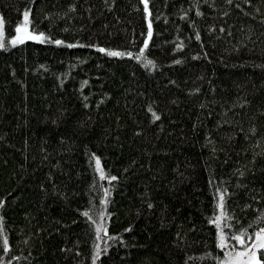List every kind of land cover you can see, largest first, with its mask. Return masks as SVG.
Listing matches in <instances>:
<instances>
[{"label": "trees", "instance_id": "trees-1", "mask_svg": "<svg viewBox=\"0 0 264 264\" xmlns=\"http://www.w3.org/2000/svg\"><path fill=\"white\" fill-rule=\"evenodd\" d=\"M149 7L154 32L145 57L158 64L151 71L87 47L138 53L147 29L140 0H115L111 9L104 0H0L6 42L29 8L36 28L75 45L28 40L0 49V214L12 246L0 258L93 264L94 231L77 211L91 202L112 214L109 233L124 237L97 264H213L205 247L217 200L210 176L232 193L225 203L238 225L255 232L264 217L249 193L264 192V0H150ZM92 152L118 180L99 178Z\"/></svg>", "mask_w": 264, "mask_h": 264}, {"label": "snow or ice", "instance_id": "snow-or-ice-1", "mask_svg": "<svg viewBox=\"0 0 264 264\" xmlns=\"http://www.w3.org/2000/svg\"><path fill=\"white\" fill-rule=\"evenodd\" d=\"M200 2H205V0H200ZM227 4H232V0H225ZM246 3H251V0H245ZM105 7L111 9L114 4L115 0H111V3H109V0H104ZM140 4H142V11L144 14V18L147 20V29H146V35L145 33H141L142 36H144L143 44L139 47L138 53H134L130 49H115V48H109L105 47L102 44L99 43H92L88 44V48H94L98 49L100 53H106L109 57L114 58H123V57H132L134 60L141 62L146 69L151 71L152 69L158 67V64L155 59L153 58H146L145 57V50L149 48V42L152 40L153 37V13L152 9L149 7L150 0H140ZM139 6V5H138ZM213 8L216 7V4L213 3L211 5ZM76 3H70L68 5L69 11H75L76 10ZM91 7V6H89ZM191 7V5H190ZM239 7V5H237ZM195 11L197 15H203V12L201 11V8L199 7V4L196 5ZM259 11V9H257ZM31 9L25 8L22 13V22L17 23L15 25V32L14 34H10V42H6L5 40V18L2 13H0V49H6L9 46H15L23 44L25 41L31 40V41H39V42H51L56 45H67L68 47H74L75 45L69 43L68 41L64 39H52L51 36L46 34L45 31L39 30L33 25V22L30 18ZM223 15H227V13H222ZM67 15V13H65ZM163 15V14H160ZM160 15H157L155 19L159 20ZM181 17L184 19H189L190 23H195V21L191 20V18L188 15L187 11L180 13ZM221 31H223V28H221ZM200 32L196 31L195 33V39L200 40ZM81 43L80 40L76 41V45H79ZM178 48L183 49L185 47L184 43H179L177 45ZM175 51V49H173ZM199 54H197L198 56ZM204 55H207V53H204ZM182 61L173 60L170 61V63H181ZM43 68L44 66L41 65ZM14 71V70H13ZM171 83H175V81H170ZM62 83V81H61ZM87 81H83L82 84H86ZM193 91H199V89H195ZM90 95V94H89ZM105 95H110V93H106ZM85 104V107H88V97H83ZM104 99V97H101V101ZM99 103V101H98ZM156 102L153 101L152 104H155ZM250 101H242L241 106L244 104H248ZM152 104H149V111L152 112V117L154 120L160 118V114L155 110V108L152 107ZM264 112V109L261 110ZM55 122V121H54ZM240 131H243V129H239ZM140 130L137 129V132ZM250 131L255 134L257 131V128L255 125L252 126ZM245 138L247 139L248 136L246 134ZM63 140L64 137H61ZM257 144H259V140H257ZM215 151V149H213ZM264 155V153H261ZM255 156H253V160H255ZM94 160L95 167L94 171L95 173L99 174V178L101 180H109V181H116L119 179V177L112 175L110 173L106 174L105 169L101 166V157L97 155L95 152L90 153L89 156V162ZM127 171V169H125ZM239 176L243 177L245 176V171L243 169H238ZM209 184L213 186V196L217 197L216 203L213 207V216L207 220V223L209 225H212L213 228L211 231L208 232V235L212 237V239L209 241V244L205 247H212V251L207 252L206 256L212 258L213 264H264V227H260V224H264V217L259 219V221L253 225V227L256 228L255 232L252 231L251 228L244 227L243 224H237V218L235 216H229L228 210L226 208V198L228 196H231L232 193L229 192L228 188L221 184V185H215L214 179L212 176L209 177ZM93 183H97V181L94 179ZM43 187V185H41ZM110 188H103V195L100 197L102 200L103 206H107L110 202L109 200V194H110ZM249 193L251 195V199L255 202H259L260 205H264V192H262L260 189H256L253 191L252 189H249ZM95 199V198H93ZM5 206V199L0 197V210L3 209ZM249 205H245V207H248ZM148 207L151 208L152 204L149 203ZM216 207L220 209L219 213L216 212ZM81 213L82 217L85 218L86 226L91 228L94 231V239H93V248L94 251L91 255V260L93 264H97V262L100 260V257L107 256L108 249L112 248L113 245L119 244L121 241L124 240V237L119 234L115 233H109L108 230V221L105 218L106 216H111L112 214L110 212H106L103 207L99 208L98 210H94L92 207L91 202H89V205L85 207V209L77 210ZM227 217V220L225 219ZM228 221H231L229 223ZM5 219L2 214H0V240H2V247H0V253H4L5 255L10 254L11 250V244L9 242V235L7 234V231L4 227ZM131 226L129 228L125 229V231H130ZM207 231V229H206ZM247 233V235L245 234ZM177 236H180V233L176 234ZM118 237V239H117ZM183 239V237H181ZM76 245H79L80 241L77 240ZM77 254H79V247H75L74 249ZM65 251H73L72 248H65ZM20 259L17 256H12L11 260H5L4 258H0V264H12L13 260ZM204 259V257H202Z\"/></svg>", "mask_w": 264, "mask_h": 264}]
</instances>
